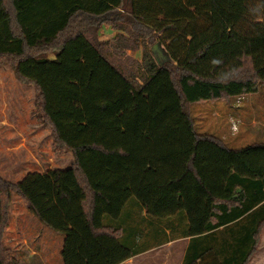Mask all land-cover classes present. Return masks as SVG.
Returning a JSON list of instances; mask_svg holds the SVG:
<instances>
[{
    "label": "trees",
    "instance_id": "obj_1",
    "mask_svg": "<svg viewBox=\"0 0 264 264\" xmlns=\"http://www.w3.org/2000/svg\"><path fill=\"white\" fill-rule=\"evenodd\" d=\"M105 24L117 33L102 39ZM141 45L127 68L113 59ZM4 64L34 87V115L73 162L0 176V264H18L3 237L14 191L64 234L63 264H121L180 236L182 264L249 263L264 228V140L234 147L201 132L192 105L264 85V0H0Z\"/></svg>",
    "mask_w": 264,
    "mask_h": 264
},
{
    "label": "rangeland",
    "instance_id": "obj_2",
    "mask_svg": "<svg viewBox=\"0 0 264 264\" xmlns=\"http://www.w3.org/2000/svg\"><path fill=\"white\" fill-rule=\"evenodd\" d=\"M215 21L218 22L216 19ZM116 33L111 25L105 24L100 37L107 39ZM149 49L159 63L169 60L162 43L150 45ZM112 56L114 60L128 67L131 59H142L143 46L126 50L122 56L114 53ZM35 96L34 87L20 80L10 64L0 67V176L10 182L20 181L32 170L44 172L49 168H68L73 162V153L59 150L54 145L51 130L44 127L34 115ZM224 103L227 105L223 100L192 105L199 131L223 135L228 139V144L234 147L264 138V85L257 93L247 95L245 103L243 99L235 100L237 106H241L235 108L236 118L223 115ZM216 110H219L222 116H219ZM135 199L137 200L133 197L130 204L134 203ZM138 220L128 219V223H137ZM141 220H144L141 225L145 227L146 236L152 239L153 225L148 224L147 219ZM3 237L5 245L11 249L18 264H63L64 234L41 223L15 191L12 193L9 222ZM137 238L142 237L138 235ZM35 247H39V254L31 255V248ZM121 264H177V260L175 256L168 260L167 241L152 246Z\"/></svg>",
    "mask_w": 264,
    "mask_h": 264
},
{
    "label": "crops",
    "instance_id": "obj_3",
    "mask_svg": "<svg viewBox=\"0 0 264 264\" xmlns=\"http://www.w3.org/2000/svg\"><path fill=\"white\" fill-rule=\"evenodd\" d=\"M51 55H53V54H51ZM53 57H54V55H53ZM241 99H243V102L245 103L247 96H243V98H241ZM224 104H223V107H224L223 108L224 109L223 115L225 117H234L235 108L238 109L239 107H241L240 105L237 106V104L235 103V100L231 103L227 102V105L226 104L224 105ZM216 113L219 114L220 113L219 110H216ZM219 116H222V115L219 114ZM234 118H236V117H234ZM218 135H220V134H218ZM220 136H222L228 142V139L225 136H223V135H220ZM262 140H264V138H262ZM41 171H43V170H41ZM136 207L138 208V205L136 204V206H135V203H134V205L132 206V209H131L132 210L131 214L133 217L137 214L136 213V211H137ZM189 241H190L189 236H180V237L173 238L170 241H168V260H171L175 256V258L177 260V264H182L184 257H185L187 246L189 244ZM26 246L28 248H30L28 245H26ZM37 253L39 254V247L31 248V253H30L31 255H35ZM142 253H144V252H142ZM248 264H264V228H263L261 235H260V240H259L258 245H257V250L250 257Z\"/></svg>",
    "mask_w": 264,
    "mask_h": 264
},
{
    "label": "water",
    "instance_id": "obj_4",
    "mask_svg": "<svg viewBox=\"0 0 264 264\" xmlns=\"http://www.w3.org/2000/svg\"><path fill=\"white\" fill-rule=\"evenodd\" d=\"M157 46V44L155 45V47ZM169 56V55H168Z\"/></svg>",
    "mask_w": 264,
    "mask_h": 264
}]
</instances>
